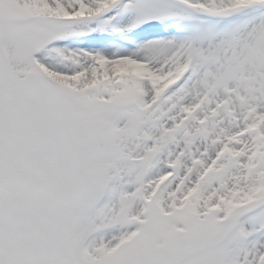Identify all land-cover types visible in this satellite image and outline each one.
Wrapping results in <instances>:
<instances>
[{"label":"snow or ice","instance_id":"snow-or-ice-1","mask_svg":"<svg viewBox=\"0 0 264 264\" xmlns=\"http://www.w3.org/2000/svg\"><path fill=\"white\" fill-rule=\"evenodd\" d=\"M0 264H264V0H0Z\"/></svg>","mask_w":264,"mask_h":264}]
</instances>
